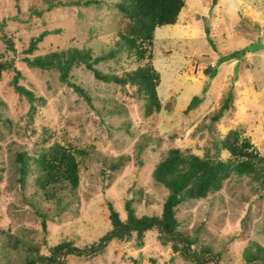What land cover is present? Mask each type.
Wrapping results in <instances>:
<instances>
[{
  "label": "rangeland",
  "instance_id": "1",
  "mask_svg": "<svg viewBox=\"0 0 264 264\" xmlns=\"http://www.w3.org/2000/svg\"><path fill=\"white\" fill-rule=\"evenodd\" d=\"M49 1L55 0H0V61L13 57L18 83L36 97L29 116L30 103L9 85L12 73H0V264H21L29 249L47 255L61 241L77 248L97 242L111 227L108 201L122 220L125 199L137 216L159 214L167 190L151 171L170 148L213 155L212 142L236 128L264 156V0H184L174 24L156 27L150 60L159 74L160 109L147 117L133 87L101 82L81 63L67 79L85 90L90 103L61 82L55 68L26 65L24 49L42 30L58 31L45 35L29 57L71 47L94 56L115 47V33L126 21L112 5L118 0H60L68 3L47 9ZM233 50L243 52L218 63ZM95 66L120 73L136 63L121 51ZM208 66L215 69L212 77L204 71ZM228 93L230 106L212 121ZM193 95L199 102L186 110ZM54 141L85 150L76 156L78 185L57 193L59 203L44 199L33 184L40 173L37 153ZM17 151L27 153L29 167L22 188L15 181ZM218 156L225 158L226 151ZM118 157L122 164L110 168ZM248 186L245 179L225 180L207 197L175 207L179 229L191 239L186 252L173 251L148 230L140 245L135 233L108 237L99 251L63 254L59 264H260L245 254L255 244L264 249V195ZM205 247L210 251L201 253Z\"/></svg>",
  "mask_w": 264,
  "mask_h": 264
},
{
  "label": "trees",
  "instance_id": "2",
  "mask_svg": "<svg viewBox=\"0 0 264 264\" xmlns=\"http://www.w3.org/2000/svg\"><path fill=\"white\" fill-rule=\"evenodd\" d=\"M64 3L68 2L49 1L46 2V8L65 5ZM69 3L88 5L97 4L98 0H83L81 3L73 0ZM112 5L126 19L123 28L115 33L113 49L93 56L89 49L71 47L29 57L28 55L37 49L38 42L45 35L58 31L45 29L30 38L27 48L24 49L27 54L22 57V60L28 66L43 70L55 68L58 71V79L90 103L85 90L67 79L71 67L81 63L95 79L101 82L133 87L135 94L142 99L143 115L147 117L160 109L156 94L159 74L150 60L153 31L156 27L174 24L180 9L184 6V0H118ZM121 51H124L127 56H132L136 63L134 68L120 73H107L95 66L96 63L105 59H115ZM239 52L243 50H233L227 55L220 56L218 63L236 57ZM2 71L12 73L9 85L19 96H24L28 100L30 103L28 115L31 116L34 111L32 103L36 97L32 91L18 83L21 74L14 66L13 57L0 61V73ZM204 71L211 77L215 74V69L209 66ZM230 97L228 93L222 99L220 106L210 116L212 121L219 119L222 112L230 106ZM198 102L197 96L193 95L186 110L194 108ZM1 119L2 117L0 121ZM43 131H46L45 128ZM211 146L214 154L209 155L208 152H204L201 156L194 153L184 154L178 148H170L155 163L151 177L155 183L161 184L167 190L159 214L137 216L131 205L132 200L125 199L123 203L125 218L122 220L117 210L108 201L106 203L107 217L111 227L97 242L77 248L68 241H61L49 247L47 255L38 254L35 249H29L30 252L26 253L21 264H59L64 258L63 254L94 253L100 250L104 239L108 237L121 239L129 237L131 233H135L138 239L137 244L140 245L144 232L148 230H156V236L160 242L162 244L170 242L173 251L181 249L186 252L190 249L191 239L179 229L180 221L175 215V207L178 204L205 198L208 194L219 190L223 181L232 178L237 182L245 179L251 191L255 193L262 190L259 196L264 195V156L254 150L247 137L240 136L236 128L229 129L222 138L214 140ZM223 150L226 151L225 158L218 156ZM84 154V149L64 146L56 141L47 145L44 151L37 153L40 173L33 180V184L44 199L55 197L59 203L58 197L55 196L57 193L62 190L72 193L76 189L79 182L76 156ZM120 164L122 159L118 157L117 162L111 164L110 168H116ZM14 169L15 181L20 183L22 188L29 171L26 152H15ZM41 225L45 226L44 219H41ZM201 250V253L210 251L207 247ZM191 253L195 261H199L202 257L201 254L196 256L195 251ZM245 257L249 262L256 261L264 264V249L255 244L254 250L252 252L247 250Z\"/></svg>",
  "mask_w": 264,
  "mask_h": 264
}]
</instances>
